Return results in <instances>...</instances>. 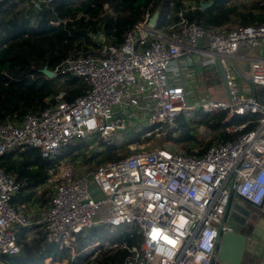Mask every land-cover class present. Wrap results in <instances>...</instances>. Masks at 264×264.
<instances>
[{"label": "built area", "instance_id": "obj_1", "mask_svg": "<svg viewBox=\"0 0 264 264\" xmlns=\"http://www.w3.org/2000/svg\"><path fill=\"white\" fill-rule=\"evenodd\" d=\"M5 1L0 0V5ZM25 1L36 6L40 0ZM210 2L181 0L176 22L167 18L162 26L166 32L156 24L144 38L146 15L125 34L120 46L102 33L90 34L96 49L71 56L51 71L54 77L81 80L87 92L72 101L61 92L39 113H28L19 123L0 124V157L16 149L36 150L52 161L65 156L62 163L47 169L44 184L37 188L38 195L43 191L49 195L37 224L45 241L58 251L78 256L80 241L84 243L88 233L104 226L130 227L126 231L138 237L133 245L121 238L113 243L95 241L80 252L92 250L90 264H98L108 251L126 252L116 264H210L219 227L222 232L232 229L222 224L228 201L251 207L264 204V104L260 101L264 92L257 94L264 90V24L206 30L189 20L201 4ZM104 11L112 15L107 5ZM193 55L209 58L205 64L214 72L215 59L220 60L228 98L221 85L214 91L218 98L188 103L191 90L187 92L182 77ZM245 64L247 71L242 69ZM243 81L248 85L242 87ZM223 95L227 100L221 99ZM195 110L225 112L227 125L222 131L236 137L214 143L201 156L130 144L128 156L82 171L83 152L97 141L113 145L120 132L142 124L174 136L178 119ZM245 116L257 119L230 124ZM250 123L255 127L246 131ZM20 190L21 185L0 169V264L4 256L22 254L21 231L34 224L27 204L13 201Z\"/></svg>", "mask_w": 264, "mask_h": 264}, {"label": "trees", "instance_id": "obj_2", "mask_svg": "<svg viewBox=\"0 0 264 264\" xmlns=\"http://www.w3.org/2000/svg\"><path fill=\"white\" fill-rule=\"evenodd\" d=\"M212 6L199 10L189 16L190 21L197 22L204 29L222 27L236 28L264 24V0H212ZM107 5L112 12L104 11ZM181 0H40L36 6L25 0H7L0 5V124L6 122L19 123L28 114H37L53 103L61 92L68 101L82 96L87 92V86L78 79L53 77L49 79L43 70L53 71L67 58L87 55L96 49V43L89 38L90 34L102 33L111 44L120 46L124 36L137 24L142 23L148 15L159 13L157 28L166 22L175 23L176 13ZM204 113L202 120L178 119V130L174 136L166 135V141L182 146L187 156H201L214 143L232 141L236 135H228L222 131L226 113ZM256 116L234 118L230 124H243L255 121ZM205 127L213 133L214 141L203 143L195 133L199 127ZM250 123L246 131L252 130ZM154 128L143 131L151 133ZM136 133L130 144H138L148 140L150 136L142 137ZM152 136V135H151ZM141 137V138H140ZM113 149L92 152V159L103 157L104 162L113 160ZM58 159L46 160L36 150L16 149L0 157V169L5 175L21 185L14 202L27 205L39 202L47 205L43 191L37 194V188L46 179V171L58 164ZM48 201H49V197ZM29 210V209H28ZM39 225L25 230L29 234L19 237L18 243L22 254L14 257H2L4 264H39L40 259L49 258L54 262L69 259L68 264H88L87 259L71 258L69 253L56 252L53 246L43 252L45 239L38 231ZM30 240L27 241V237ZM120 238L128 245L138 241L131 231L121 234ZM126 255L125 251H117L111 255L104 254L98 264H116Z\"/></svg>", "mask_w": 264, "mask_h": 264}, {"label": "rangeland", "instance_id": "obj_3", "mask_svg": "<svg viewBox=\"0 0 264 264\" xmlns=\"http://www.w3.org/2000/svg\"><path fill=\"white\" fill-rule=\"evenodd\" d=\"M252 2H255L257 0H250ZM162 32H166L164 27L160 28ZM203 45V41L200 42V46ZM254 53L256 55H260V49L259 48H255L254 49ZM193 62H194V67L191 68L192 71L198 72V74L200 75V77H203L205 74V78L209 79H203V81H205V85H203L202 88H200L199 91L205 92V95L202 96V98H198L195 95L193 96V93H190V95L188 96V103L189 104H194V103H198V100H203V99H214V98H218L216 97L214 91L218 88H220L221 83L219 80V77L217 75L216 72L210 70L209 66L206 65L205 63L209 61V58L204 57V56H199V55H193ZM229 63L234 65V61L233 59L229 60ZM186 71V70H185ZM237 83L239 84V81L237 80V78H235ZM209 81V82H208ZM208 82V83H207ZM248 84L243 81L241 86L245 87ZM187 88V92H189L190 87L189 85H186ZM201 94V93H200ZM199 95V94H198ZM197 95V96H198ZM202 95V94H201ZM222 100H227L226 97L223 95L221 97ZM200 110H195L193 112H190L188 114H185L183 117L186 119H194V120H202L204 118V113H200ZM142 125H137V126H132L130 125L129 127H127L124 131L120 132L119 135H117L116 137L113 138V145H109L106 142H102V141H97V145L93 146L94 148L87 150V152H83V156L85 157L84 161H83V166L84 169L82 170L84 171H88L89 169H94L96 168L99 164L104 163L103 161V157L99 156L96 157L95 159H92V152L93 150H95L96 152H101L104 150H108V149H113V153L116 149V153L114 154V156L112 157L113 160L119 159V158H123L125 156H128V143L130 142V140L132 139V137L136 134L139 133L140 131H143L147 128V126ZM143 127V128H142ZM142 134V137L145 136H150V138L148 140H143L141 143L138 144H132V145H136V147L139 148H146V149H158V148H167L169 149L171 152L177 153V154H185L184 150L182 149V146H178V145H174L168 141H166V136H164L161 133H156L154 131H152L151 133H146L144 132H140ZM152 135V136H151ZM196 137L198 140H201L203 143H208V142H212L214 141L213 139V133H211L209 130H207L205 127L201 126L196 130L195 133ZM141 138V137H140ZM110 146V148H109ZM88 146H84V149L86 150ZM101 147H103L104 150H101ZM95 153V152H94ZM65 156H61V158L57 161L58 164L62 163L64 160ZM112 161V160H111ZM39 192L43 191V190H38ZM49 195L46 192V195L44 196V199L46 200V202L48 203V198ZM249 206V205H248ZM45 207L41 206L39 202H34L32 204H28L27 205V212L33 217V226L38 225L37 222H39L45 212ZM251 207V206H249ZM252 208V207H251ZM29 209V210H28ZM228 225L235 229L236 227H234L233 225H231L230 223H228ZM38 231L42 230L37 229ZM126 230H130V227H126L123 230L119 229V228H113V227H101L100 229H97L95 231H92L90 233H88V235L86 236V240L83 242L80 241V245L78 246V249H82L84 245H93L95 241H98L99 243L103 242V241H109L110 243L116 242L118 239H120V235L122 231H126ZM21 235L25 236L27 234H29V232L22 230L21 231ZM42 238L44 239V235L42 234ZM28 241V240H27ZM49 243H47L46 241L43 242V252H47L50 248ZM55 250L56 247L53 246L52 252L53 254L56 252ZM58 251V250H57ZM65 253H68L67 251H65ZM92 253V250H89L86 253H83L80 255V257H83V259H87L88 260V264L91 263V260L89 258V255ZM105 254L107 255H111V253L108 251ZM70 259L71 258H75L76 260H80L77 256H76V252L75 255L74 253L71 254L69 253ZM77 257V258H76ZM39 260V264L44 263V264H68L69 259H64L63 262L59 263V262H52L51 260H46V262H44V259H38ZM41 262V263H40Z\"/></svg>", "mask_w": 264, "mask_h": 264}, {"label": "water", "instance_id": "obj_4", "mask_svg": "<svg viewBox=\"0 0 264 264\" xmlns=\"http://www.w3.org/2000/svg\"><path fill=\"white\" fill-rule=\"evenodd\" d=\"M212 4V2L201 4V10L210 8ZM158 17V12H154L148 19L142 30L144 38H147L149 32L155 28ZM242 69L247 71V64L243 65ZM214 70L228 98L226 72L219 59H215ZM42 72L49 79L54 77L53 73L47 69H44ZM257 91L258 93L264 92L262 89H258ZM95 150L94 152H96ZM261 207L251 208L237 201H228L222 224L230 223L236 228H232L231 231L222 232V226L219 227L210 264H242L244 254L250 253L251 241L246 234L249 230L248 223L253 216H258L257 212L262 209Z\"/></svg>", "mask_w": 264, "mask_h": 264}, {"label": "crops", "instance_id": "obj_5", "mask_svg": "<svg viewBox=\"0 0 264 264\" xmlns=\"http://www.w3.org/2000/svg\"><path fill=\"white\" fill-rule=\"evenodd\" d=\"M263 55H264V50H263ZM186 62L189 68L186 71L184 70L182 77L183 82L185 85H189L191 93H193V96L195 95L198 98H202V96L205 95V92L202 93V91L199 90L206 83L205 81H203V79L205 78V74L203 77H200L198 72L191 70V68L194 67L193 59L190 60L192 64H190L189 61ZM174 70H177V67L176 68L174 67ZM246 88H244V90H246ZM257 94L260 93L257 92ZM261 95L263 97V94ZM262 97H260V101L262 104H264V99ZM261 208L262 209L258 210L257 212L258 216H253V218H251L248 223L249 230L255 232V236L254 239L253 238L251 239V244H250V246H252L253 248H251L250 253L244 254L242 264H264V204L262 205ZM46 260H50V259L46 258L44 262H46Z\"/></svg>", "mask_w": 264, "mask_h": 264}, {"label": "flooded vegetation", "instance_id": "obj_6", "mask_svg": "<svg viewBox=\"0 0 264 264\" xmlns=\"http://www.w3.org/2000/svg\"><path fill=\"white\" fill-rule=\"evenodd\" d=\"M253 218V217H252ZM247 234V237L248 239L251 241V239L253 238L254 239V236H255V232L251 231V230H248V232L246 233ZM251 244V243H250ZM251 248H253L252 246H250V250Z\"/></svg>", "mask_w": 264, "mask_h": 264}, {"label": "clouds", "instance_id": "obj_7", "mask_svg": "<svg viewBox=\"0 0 264 264\" xmlns=\"http://www.w3.org/2000/svg\"><path fill=\"white\" fill-rule=\"evenodd\" d=\"M156 12H157V11H156ZM158 14H159V13H158ZM93 151H94V150H93ZM181 223H183V222H181ZM169 243H172V242L169 241ZM80 251H81V249H78V248H77V253H79V255H78L77 257L82 258V257H80V255L83 254V253H81ZM59 252H60V251H59ZM63 252H65V251H63ZM68 253H69V252H68ZM77 257H76V258H77Z\"/></svg>", "mask_w": 264, "mask_h": 264}]
</instances>
